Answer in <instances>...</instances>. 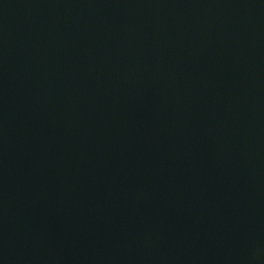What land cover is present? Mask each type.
I'll return each mask as SVG.
<instances>
[{
    "label": "water",
    "instance_id": "obj_1",
    "mask_svg": "<svg viewBox=\"0 0 264 264\" xmlns=\"http://www.w3.org/2000/svg\"><path fill=\"white\" fill-rule=\"evenodd\" d=\"M0 264H264V0H0Z\"/></svg>",
    "mask_w": 264,
    "mask_h": 264
}]
</instances>
